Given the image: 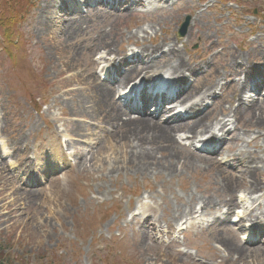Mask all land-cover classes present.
Masks as SVG:
<instances>
[{"label": "rangeland", "instance_id": "374dc122", "mask_svg": "<svg viewBox=\"0 0 264 264\" xmlns=\"http://www.w3.org/2000/svg\"><path fill=\"white\" fill-rule=\"evenodd\" d=\"M50 1L56 6V12L48 13L51 30L44 33L41 27L43 12L47 11L45 0H34L28 17L17 28L24 53L18 52L15 61L10 60L0 43V247L3 257L9 260L7 264H229L224 257L228 251L223 238L232 244L233 238L247 249L261 251L262 242L257 238L249 241L251 229L242 234L228 228L222 234L224 228L221 232L217 227L204 230L196 225L187 233L176 234L185 238L180 242L184 246L175 250H164L163 243L155 239L157 231H152L153 225L168 229L176 225L183 215L175 214L172 208L186 207L192 201L187 210L199 209L204 205L202 201L213 200L208 211L214 218L215 203L225 202L232 195L237 199L245 197V209H254L256 216H264V124L260 128L247 124L252 113L241 112L237 117L236 141L230 151L239 160L233 161L225 151L222 156H230L227 166L211 161L209 164L215 167L205 171L201 164L184 166L183 157L179 163L166 162L175 174L168 176L163 174L162 167L147 174L137 173L126 159L129 149L119 136L100 142V133L107 135L116 128L125 130L124 119H116L113 128H106L100 120L95 123L73 113L72 100L76 93L93 96L94 88L88 83L98 77L96 60L101 56L111 59L130 49L171 44L184 64L204 72L205 78L196 84L198 89L208 84H227L223 91L217 90L225 94L213 113V117L226 120L227 108L235 103L233 90H239L242 68L236 63L264 61V1L181 0L174 6H161L158 2V7L150 6V10L133 9L131 15L129 11L119 14L101 8L104 19L95 15L98 8H90L83 14L89 19L71 34L67 33L71 26L68 20L82 14L67 13L71 0H64V5L62 0ZM255 11L259 14L256 17L252 15ZM188 15L191 30L181 39L177 32ZM245 15L254 24L245 21ZM107 34L119 42L112 45L114 53L110 57L95 46L98 40L108 41ZM33 71L39 80L32 77ZM81 127L85 128V136L83 131L84 137L73 136L72 132ZM188 136L175 133L174 144L205 160L194 151V140L186 142ZM60 147L63 159L73 161L74 168L54 173L51 152ZM3 152L9 154L8 159ZM242 164L245 168L262 167L256 178L260 187L255 195L260 198L256 204L244 194L252 184L246 177L240 179ZM65 167L63 163V170ZM216 168L226 174L218 175ZM225 179L232 183L231 187L228 185L233 193L223 189ZM26 182L35 183V187L26 186ZM145 205L149 209L137 217L138 221L146 220L147 225L141 227L132 214L137 206ZM250 210L242 211L243 217ZM242 224L250 223L244 218ZM164 236L167 238L166 233ZM142 242L147 246L139 249ZM179 258V262L174 260ZM245 264L252 262L247 260Z\"/></svg>", "mask_w": 264, "mask_h": 264}, {"label": "bare ground", "instance_id": "6f19581e", "mask_svg": "<svg viewBox=\"0 0 264 264\" xmlns=\"http://www.w3.org/2000/svg\"><path fill=\"white\" fill-rule=\"evenodd\" d=\"M134 1L139 4L143 0H134ZM145 1H149V2L151 1L152 3H154L153 0H145ZM44 7L47 11L43 12L41 27H43V32L46 33L50 29V24L48 22H51L50 19L51 16L48 13L51 11L56 12L55 9L56 6L50 0H45ZM76 7H77L76 5L71 6V8L77 9ZM132 13L133 11H131L130 15ZM95 15L100 16L101 19L105 18L102 16L103 12L100 11V9L96 11ZM87 18L89 19V17L80 15L72 18L71 20H68V23L71 24V26H70V31H68L67 33L71 34L77 32V30L80 29V23L81 22L86 23L85 19ZM105 37H107V40L110 43H108V41L105 40L104 41L98 40V44L95 43V46H99L103 50V52H105L107 55H113L111 54L114 53V50L111 49L112 45H118L119 42L117 39L115 40L114 38H110L108 34ZM119 37L120 36H118V38ZM134 38H136V36L135 37L131 36V39ZM103 45L105 47H102ZM172 47L173 45L171 44L165 45L167 51L162 52L161 57L158 60L152 59V56L158 54L162 50V48L160 47L153 48L151 46L140 48L139 52L147 58L145 59L146 63H143L141 66L135 65L137 63L131 65L127 73L124 76H122V78L119 77L117 79L119 86H122L126 82H128L134 74L138 76L142 74L149 76L151 74H159L164 72L165 70H168L172 73V75L191 76L193 73V66H191L188 63L184 64V62H182V57L176 52L177 49L174 48V50H172L171 49ZM83 52L84 50L79 51V53H83ZM120 62L125 64L126 63L125 58L121 59ZM260 75L261 74H258V72L255 74V76H260ZM242 76L243 75H241V77ZM246 76H247V72H245V75L242 78L245 79ZM262 77H263L262 79L263 81L261 82V85L263 86L264 76L262 75ZM249 84L250 81L247 80L240 82V84L238 85L239 90L233 93L232 100L235 99V103L238 104V106L235 109H231V108L227 109L229 111L227 123L220 121L217 117H213V113L215 112L217 105L221 104V101H217L213 103L212 110L206 112H199V110L203 107L204 103L208 100V98H210L213 95L212 93H214L213 92L214 88H216L217 90L219 87L222 88L221 90H223L224 88L222 86L214 85V84L206 85L202 89L191 87L188 90H186L184 93L183 92L174 93L175 95L178 96L180 94L179 96L180 99L178 101L180 106H185L186 102L193 100V97L196 98L195 95L197 94V101L189 104V106H187L186 108L188 111H190V113L191 112H194V114L199 113V115L196 118H194L190 123L189 122L175 123V124L163 123L164 125H161L159 124L160 120L157 117H149V116L136 117L128 113L129 111L124 112V110L118 106L117 102L114 101L113 97H111V95H113V88H112L113 86H108L106 84H103L95 78H91V82L88 83L89 86L94 88V90L92 91L93 96L89 98V95L85 93L79 95H77L76 93V95L72 100L74 102L72 107V112L76 114H80L95 123H97L100 120L104 124L103 126L106 128H108V126H111L113 128L114 121L116 119L121 118L122 121L123 117H125L126 118L125 122H127L126 123L127 125L124 126L125 130L121 131L120 129L116 128L113 129L111 133L107 135H102V133H100L99 135L100 142L102 141L104 143L106 139L109 138L112 139L115 136H119L120 140L123 141L127 149H129V153L126 155V159L129 160L130 164H133L134 170L137 173L147 174V172L149 171H155L162 167L163 174H166L168 176H173L175 174H173V172L168 169V168H172V166L167 167L166 162L170 161L171 163L173 162L179 163L180 159L183 157H186V162L183 164L184 166L193 167L201 164L205 168V171H207L213 166L215 167L214 164L211 165L209 164L212 163L211 161L214 160L213 159L202 160L189 153L190 151L185 152L182 150L181 147L177 148L176 144H174L173 141L174 135L175 133L176 134L184 133L185 135L190 136L188 137V139L191 138L194 141L206 135H209L210 136L209 138L213 140L218 136L217 131H219V134L222 133L224 138H227L229 136V132H226L227 127L233 125L231 127L232 128L235 127V129H237L238 127L237 117L241 112H244L245 114L252 113L253 116L247 121V124L260 128L264 124V97L261 95L262 93L261 91L257 99H256L257 97L256 95L254 96L253 99L249 100L248 103H245L243 101L242 96L248 90ZM214 94L216 95V93ZM130 100L133 101L136 100L137 103L141 102V100L139 99L137 100L135 99V97L130 98ZM81 129H77L76 131H73L72 132L73 136L82 137L83 134L85 136V128L81 127ZM82 131L83 134L81 133ZM230 132L233 133L231 130ZM238 140L239 139H237V141ZM187 141L189 140L186 139V142ZM235 141L236 139L235 137H233L231 144L233 145ZM210 143L217 144L218 142H216L215 140V142L212 141ZM219 149H223V148H219ZM231 152L232 151L229 150V153ZM218 153H220V151ZM157 154L162 156L158 158ZM59 155H60V149H55L54 156L59 157ZM245 160H250V159L247 158ZM252 160H256V159L252 158ZM57 164L59 165V161L57 162ZM243 165L244 164L241 165L242 171H240V179L243 181V178L246 177L249 179L250 183L252 184L251 187L248 189V192H246L245 194L251 196L253 194L259 193L258 191L260 190V187L259 185L256 184L257 181L256 178L258 176L259 169L258 168L253 169L251 166L248 167V165L245 168ZM220 167L223 166L220 165ZM216 169H217L216 173L218 175L224 176L226 174L222 169L220 168H216ZM229 178L231 179V177ZM228 181L230 180L228 179L222 180V182L227 183L223 188L225 191L231 190L230 187L232 183H228ZM228 184H230V187ZM233 192L234 190L232 189L231 193ZM191 197L193 200V195ZM212 203H214L213 200H208L205 203L202 201L201 204H204L202 210L205 208L206 213L209 212L208 207L211 206ZM223 203L224 202H220L219 204H223ZM226 204L231 206H236L237 203L234 198V195L228 198ZM190 205L188 204L186 207L184 205L176 206L175 208H172V210L175 212V214L182 213L181 215H183L184 218H190L195 212V208L193 209V211H191L190 208L189 210H187V208ZM252 212L253 213L247 216V220L249 219L248 221H250L249 223L251 222L254 223V229L264 228V224L258 222L257 220L258 217L255 215V210H252ZM222 222H227V221L222 220ZM241 223L242 222H240V224ZM221 225L222 226H220V230L221 232H223L222 229L224 228L225 231L222 233L224 234L228 230L229 225H226L225 223H222ZM223 236L224 235H222V237ZM258 237H259L258 240L262 242L263 245L264 244V239L262 238L263 236L258 235ZM230 239L232 240L233 244L227 238L221 239V241L224 244V247L228 251L227 255H225L224 257L226 258L227 261H230L229 264L237 263L238 261L239 262L237 264H245L247 260H250L252 264H264V248H262L261 251L256 252V250L254 249H247V247H245L244 244H238L235 239L233 238ZM145 246H147L146 243L142 242L138 245V248L143 249L145 248ZM230 256H234V257L232 259H229ZM234 258H236V261L234 260ZM174 260L176 262H179V260L181 259L179 258L178 260L176 259ZM167 262H169V260H167Z\"/></svg>", "mask_w": 264, "mask_h": 264}, {"label": "trees", "instance_id": "16d2710c", "mask_svg": "<svg viewBox=\"0 0 264 264\" xmlns=\"http://www.w3.org/2000/svg\"><path fill=\"white\" fill-rule=\"evenodd\" d=\"M32 8L31 0H0V28L10 41L15 34V29L29 14ZM22 48V44L15 47ZM11 54V51H10ZM9 260L3 258L0 249V264H7Z\"/></svg>", "mask_w": 264, "mask_h": 264}, {"label": "water", "instance_id": "95a60500", "mask_svg": "<svg viewBox=\"0 0 264 264\" xmlns=\"http://www.w3.org/2000/svg\"><path fill=\"white\" fill-rule=\"evenodd\" d=\"M186 25H187V23L184 24V27H186ZM185 29H186V28H184V29L182 30V32L180 33V36H184V35H185V32H184Z\"/></svg>", "mask_w": 264, "mask_h": 264}]
</instances>
